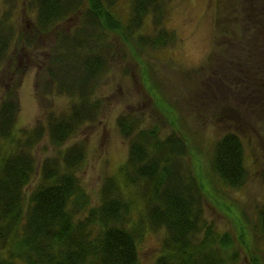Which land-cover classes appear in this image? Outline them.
I'll return each instance as SVG.
<instances>
[{"label":"trees","instance_id":"1","mask_svg":"<svg viewBox=\"0 0 264 264\" xmlns=\"http://www.w3.org/2000/svg\"><path fill=\"white\" fill-rule=\"evenodd\" d=\"M28 2L38 13L33 21L23 16L25 26L33 24L31 34L17 35L12 23L0 21V65L12 40L29 46L33 35L55 30L83 4L86 7L80 25L61 33L52 52L49 75L57 93L70 99L68 108L50 111L18 137L13 131L19 109L15 92L0 104V264H141L139 244L145 226L166 231L154 264H236V239L245 243L244 222L237 209L221 201L218 207L238 218L234 223L239 236L219 231L205 215L203 194L246 183L239 130L216 140L206 164L196 155L191 169L185 159L194 149L176 127L161 135L158 125L145 127L136 114L119 115L117 126L129 142L128 157L119 167L121 179L105 178L94 205L77 175L85 160L82 143L46 156L37 174L35 149L46 137L61 148L97 116L102 103L97 87L113 60L104 38L108 33L123 41L132 38L138 50L168 45L172 34L164 28L156 34L138 32L150 14L160 24L162 0H133L126 20L114 13L111 1ZM258 222L264 235V203Z\"/></svg>","mask_w":264,"mask_h":264},{"label":"rangeland","instance_id":"2","mask_svg":"<svg viewBox=\"0 0 264 264\" xmlns=\"http://www.w3.org/2000/svg\"><path fill=\"white\" fill-rule=\"evenodd\" d=\"M105 1H111L114 13L125 20L131 17L133 0ZM256 3L264 7L263 0H255ZM161 4L160 24H155L150 14L138 32L156 34L164 28L172 34L168 45L163 49L138 50L132 38L123 41L116 33H108L104 38L113 52V60L97 87L98 97L102 98L97 116L82 124L61 148L46 137L35 149L37 174L46 156H55L61 149L82 143L85 160L77 175L94 205L99 201L105 178L116 175L121 179L119 167L128 157L129 142L117 126L119 115L136 114L145 127L158 125L161 135L176 127L194 149L185 159L191 169L196 155L206 164L216 140L226 132L239 130L244 143V165L248 170L246 183L240 188L224 186L221 190H206L204 211L219 231H229L237 238L234 222L238 218H230L218 203L225 201L237 209L244 222L245 243L236 239L239 256L236 264H256L254 261L264 264V235L258 222V210L264 203V97H260L259 92H264V73L259 75V85L247 89L240 81L236 89L237 79L241 77L233 79L229 74L228 79L222 78L219 72L227 65L225 58L233 54L232 44L219 39L228 31L235 41L244 23L241 7H247L249 0H162ZM85 7L83 4L69 18L59 22L55 30L33 35L29 46L16 38L6 51L8 56L0 65V104L9 92H15L19 106L13 127L16 136L43 120L50 111L59 113L68 108L70 99L57 93L49 69L54 66L52 52L56 39L80 25ZM247 12L246 9V15ZM228 14L231 21L226 23L224 19ZM23 16L27 21L38 16L37 9L30 6L28 0H0V21L12 23L17 35L31 34L29 26L33 24L25 26ZM215 18L221 25L215 23ZM215 38L219 39L214 42ZM216 42L219 43L214 44ZM35 182L36 178L31 187ZM141 212L145 213L142 208ZM134 217H137L136 212ZM165 235L164 228L144 227V237L139 244L141 264L155 263Z\"/></svg>","mask_w":264,"mask_h":264},{"label":"flooded vegetation","instance_id":"3","mask_svg":"<svg viewBox=\"0 0 264 264\" xmlns=\"http://www.w3.org/2000/svg\"><path fill=\"white\" fill-rule=\"evenodd\" d=\"M246 9L248 10L247 15L245 13ZM263 11H264L263 5L261 6L260 4V6H258L257 3L255 4V0H249V5H247V7L246 6L241 7L240 12H242V15H243L242 21L244 23H241L243 26H240L241 31H240V34H236L235 41L233 40V36L228 35V31H227V34H223L221 36L222 39L218 38L222 42L227 41L228 44L229 43L232 44V46L230 47L233 50V54L231 55L230 53L229 57L225 58V60L227 61V65H225V67H222L223 69L219 70V72L223 74L224 77L222 76V78L228 79L229 74L231 77H233V79H234V76L236 78L241 77L237 79L238 82H236V86H235L236 89L239 87L240 81L244 86L247 87V89L250 86L259 85L258 84L259 79H260L259 75L264 73V36H263L264 35V14H263ZM227 16L228 18L224 19L226 23L231 21L229 14ZM217 18H218V13H217ZM234 22H235V19H234ZM215 23L217 24L221 22L215 18ZM216 38L214 42L218 40ZM217 43L219 42H216L214 44H217ZM254 67H256V69ZM236 72L238 73L234 74ZM259 92H260V97L261 96L264 97V92L262 90H260Z\"/></svg>","mask_w":264,"mask_h":264}]
</instances>
